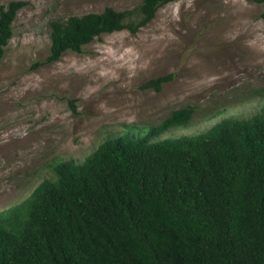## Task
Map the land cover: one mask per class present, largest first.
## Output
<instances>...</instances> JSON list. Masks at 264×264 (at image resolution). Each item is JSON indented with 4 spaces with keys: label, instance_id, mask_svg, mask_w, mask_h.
Here are the masks:
<instances>
[{
    "label": "trees",
    "instance_id": "1",
    "mask_svg": "<svg viewBox=\"0 0 264 264\" xmlns=\"http://www.w3.org/2000/svg\"><path fill=\"white\" fill-rule=\"evenodd\" d=\"M168 1L52 18L49 52L31 67L105 32L135 33ZM26 2L0 4V62ZM173 74L140 86L158 91ZM193 111L175 108L144 132L107 136L81 161L53 162L54 177L0 210V264H264V106L154 139Z\"/></svg>",
    "mask_w": 264,
    "mask_h": 264
},
{
    "label": "rangeland",
    "instance_id": "2",
    "mask_svg": "<svg viewBox=\"0 0 264 264\" xmlns=\"http://www.w3.org/2000/svg\"><path fill=\"white\" fill-rule=\"evenodd\" d=\"M26 1L0 62V210L54 177L53 162L81 161L107 136L144 132L175 108L193 105L190 122L154 139L264 106V0H169L137 32L102 33L36 67L49 52L50 19L140 0ZM168 72L160 90L140 86Z\"/></svg>",
    "mask_w": 264,
    "mask_h": 264
}]
</instances>
